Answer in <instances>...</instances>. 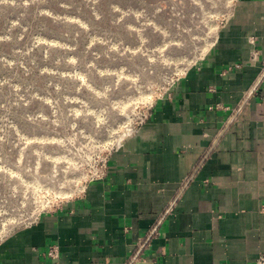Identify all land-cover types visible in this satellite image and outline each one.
Returning <instances> with one entry per match:
<instances>
[{
  "label": "crops",
  "instance_id": "obj_1",
  "mask_svg": "<svg viewBox=\"0 0 264 264\" xmlns=\"http://www.w3.org/2000/svg\"><path fill=\"white\" fill-rule=\"evenodd\" d=\"M52 244L58 259L47 255ZM261 257L264 0L234 1L208 53L153 102L101 177L0 243V264H257Z\"/></svg>",
  "mask_w": 264,
  "mask_h": 264
},
{
  "label": "rangeland",
  "instance_id": "obj_2",
  "mask_svg": "<svg viewBox=\"0 0 264 264\" xmlns=\"http://www.w3.org/2000/svg\"><path fill=\"white\" fill-rule=\"evenodd\" d=\"M235 0H0V243L81 195Z\"/></svg>",
  "mask_w": 264,
  "mask_h": 264
},
{
  "label": "built area",
  "instance_id": "obj_3",
  "mask_svg": "<svg viewBox=\"0 0 264 264\" xmlns=\"http://www.w3.org/2000/svg\"><path fill=\"white\" fill-rule=\"evenodd\" d=\"M256 53L253 54V57H256ZM107 159L104 161L103 163V168H102V171L100 172L99 175H97L95 178H98V177H101L103 174H104V171H105V167L107 165ZM170 210V209H169ZM168 210V211H169ZM168 211H166L165 215L168 213ZM164 215V216H165ZM145 238H140V245L143 244ZM47 255L52 258V259H58L60 257V249H59V246L56 245V244H52L49 249H48V252H47ZM139 256L138 255H135L131 260H135L137 259ZM257 264H264V257H261L258 261H257Z\"/></svg>",
  "mask_w": 264,
  "mask_h": 264
}]
</instances>
